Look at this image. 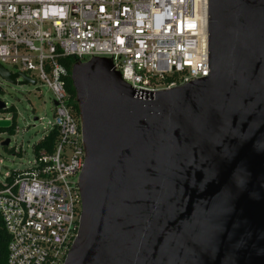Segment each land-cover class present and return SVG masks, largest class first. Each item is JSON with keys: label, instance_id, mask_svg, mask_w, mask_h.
<instances>
[{"label": "water", "instance_id": "obj_1", "mask_svg": "<svg viewBox=\"0 0 264 264\" xmlns=\"http://www.w3.org/2000/svg\"><path fill=\"white\" fill-rule=\"evenodd\" d=\"M207 33L208 75L171 88L72 64L86 152L64 264H264V0H207Z\"/></svg>", "mask_w": 264, "mask_h": 264}, {"label": "built area", "instance_id": "obj_2", "mask_svg": "<svg viewBox=\"0 0 264 264\" xmlns=\"http://www.w3.org/2000/svg\"><path fill=\"white\" fill-rule=\"evenodd\" d=\"M66 56L111 57L137 91L207 76V0H0V64L49 89L58 133L51 152L39 149L0 177L6 264H64L78 233L86 151L59 61Z\"/></svg>", "mask_w": 264, "mask_h": 264}, {"label": "rangeland", "instance_id": "obj_3", "mask_svg": "<svg viewBox=\"0 0 264 264\" xmlns=\"http://www.w3.org/2000/svg\"><path fill=\"white\" fill-rule=\"evenodd\" d=\"M5 67L11 72L17 71L15 66L6 64ZM20 80L17 77L15 83H10L0 77V100L16 110L14 132H0V177L7 176L11 170L25 168L33 159L32 146L52 127L54 104L49 89L40 82L20 84ZM1 116L12 117V114L0 111ZM6 138L10 139L8 148L14 147L19 153H11L1 145Z\"/></svg>", "mask_w": 264, "mask_h": 264}, {"label": "trees", "instance_id": "obj_4", "mask_svg": "<svg viewBox=\"0 0 264 264\" xmlns=\"http://www.w3.org/2000/svg\"><path fill=\"white\" fill-rule=\"evenodd\" d=\"M60 63H62L68 70V74L65 78L66 81V87L68 89V92L70 94V103L71 106L75 112V114L78 113V109H77V104L75 101V92L71 83V79H70V68L72 66V64L75 61H78V58L75 56H66V57H62L59 59ZM0 111H7L10 112L12 114L11 117V125L9 128L7 129H1L0 128V132L2 131H8L9 133H13L14 129H15V117H16V110L14 108L13 105H11L10 107H6L5 109H1ZM57 137H58V133L57 130L55 128H52L49 130V132L47 134H44V136L42 138H40L33 146H32V151L33 153H37L39 149H46L48 152H51L55 146V143L57 141ZM4 148L6 150H9L11 153H19L17 151H15L14 147L8 148L7 146H4ZM10 239V235L8 234L7 230L5 229L1 216H0V264H6V260H7V246H8V242Z\"/></svg>", "mask_w": 264, "mask_h": 264}, {"label": "crops", "instance_id": "obj_5", "mask_svg": "<svg viewBox=\"0 0 264 264\" xmlns=\"http://www.w3.org/2000/svg\"><path fill=\"white\" fill-rule=\"evenodd\" d=\"M1 117H5V116H1ZM9 117V116H8Z\"/></svg>", "mask_w": 264, "mask_h": 264}]
</instances>
